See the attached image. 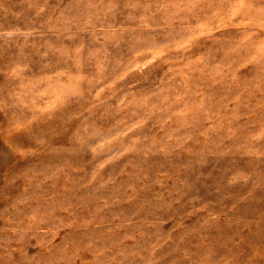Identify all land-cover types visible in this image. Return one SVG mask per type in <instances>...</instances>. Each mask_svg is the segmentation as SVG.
I'll return each mask as SVG.
<instances>
[{
	"label": "rangeland",
	"instance_id": "374dc122",
	"mask_svg": "<svg viewBox=\"0 0 264 264\" xmlns=\"http://www.w3.org/2000/svg\"><path fill=\"white\" fill-rule=\"evenodd\" d=\"M0 264H264V0H0Z\"/></svg>",
	"mask_w": 264,
	"mask_h": 264
}]
</instances>
